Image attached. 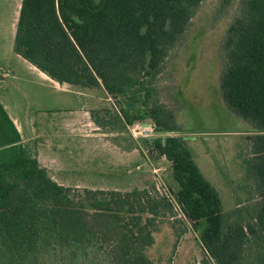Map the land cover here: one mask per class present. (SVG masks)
<instances>
[{"label": "trees", "instance_id": "obj_1", "mask_svg": "<svg viewBox=\"0 0 264 264\" xmlns=\"http://www.w3.org/2000/svg\"><path fill=\"white\" fill-rule=\"evenodd\" d=\"M203 0H22L13 52L54 82L102 90L125 129L151 124L152 150L170 163L173 198L214 264H240L249 236L264 231V0H241L222 42L220 92L255 136L249 173L259 182L255 216L223 212L156 79ZM232 0H221L227 7ZM95 125L112 126L92 114ZM171 206L147 190L66 188L41 167L0 103V264H155L148 251ZM164 215V214H163Z\"/></svg>", "mask_w": 264, "mask_h": 264}, {"label": "rangeland", "instance_id": "obj_2", "mask_svg": "<svg viewBox=\"0 0 264 264\" xmlns=\"http://www.w3.org/2000/svg\"><path fill=\"white\" fill-rule=\"evenodd\" d=\"M21 2L0 0V102L17 121L23 138L32 139L27 143L56 159V183L66 188L147 190L150 196L166 198L171 209L161 215L149 257L155 264H214L201 248L203 224L194 230L173 198L179 185L170 163L152 150L153 141L161 136L152 131L146 138L133 139L129 128H121L114 120V102L101 90H94L98 101L91 104L90 116L107 117L112 124L103 129L108 137L80 136L69 124L70 112L47 108L78 106L72 95L53 93L55 101L53 96L49 100L54 102L48 104L44 98L45 103L37 105V94L43 89L35 85L28 63L13 52ZM240 13L241 0H232L227 7H222L221 0H203L183 41L166 58L155 85L159 101L174 114L179 136L194 162L218 191L223 212L249 220L262 201L257 195L259 182L248 169L253 158L250 140L255 134L226 107L220 92L222 42ZM55 134L62 137L51 138ZM249 238L240 264H264V231L256 227Z\"/></svg>", "mask_w": 264, "mask_h": 264}, {"label": "crops", "instance_id": "obj_3", "mask_svg": "<svg viewBox=\"0 0 264 264\" xmlns=\"http://www.w3.org/2000/svg\"><path fill=\"white\" fill-rule=\"evenodd\" d=\"M26 62V61H25ZM27 63V62H26ZM28 69L35 75V85L40 86L39 89H43V91L40 94H37L38 97V104L40 106V103L44 104L45 101H43L44 98H47L48 104L51 102H54V96L50 94H56L58 93H65L66 95H72L76 100H78L79 105L75 107H70V109L60 108L57 109L56 107H47L50 109H56V110H64L70 112L71 117L68 119L70 126H72L74 132H78L79 135L87 137V136H95V137H108L109 135L105 133L103 129L98 128L95 123L93 122L90 111L92 109L91 104H96V101H98V98L94 95V90L89 89H80V88H74L66 84H58L48 78L45 74L37 70L36 68L32 67L28 63ZM51 90V92H50ZM102 91V90H101ZM101 95V94H100ZM50 96H53L54 101H50ZM103 99V97L101 98ZM96 100V101H95ZM100 100V99H99ZM1 103V102H0ZM3 105V103H1ZM5 111L7 112L10 119L13 121L15 127L17 128L18 132L20 133L21 139L23 142L31 141L32 139H26L23 138L21 131L19 129L17 121L8 113L5 105H3ZM41 108V107H40ZM51 136V135H50ZM60 134H55L51 136V138H60ZM110 137H119L118 139H123L118 135H112L110 134ZM37 139V136L35 135V141ZM35 150L37 153V160L41 167L46 169L49 176L55 181L56 177L55 174L58 172V163L56 162V159L49 158L48 156L44 155L41 151H38V149L35 146Z\"/></svg>", "mask_w": 264, "mask_h": 264}, {"label": "built area", "instance_id": "obj_4", "mask_svg": "<svg viewBox=\"0 0 264 264\" xmlns=\"http://www.w3.org/2000/svg\"><path fill=\"white\" fill-rule=\"evenodd\" d=\"M129 129V135L133 138L136 139L138 137L140 138H146L150 136L151 132L153 131V126L150 124L149 128H144L142 124H134L130 127Z\"/></svg>", "mask_w": 264, "mask_h": 264}, {"label": "water", "instance_id": "obj_5", "mask_svg": "<svg viewBox=\"0 0 264 264\" xmlns=\"http://www.w3.org/2000/svg\"><path fill=\"white\" fill-rule=\"evenodd\" d=\"M143 127L144 128H149L150 127V124L149 123L148 124H144Z\"/></svg>", "mask_w": 264, "mask_h": 264}]
</instances>
